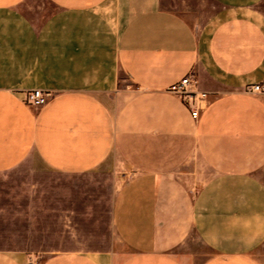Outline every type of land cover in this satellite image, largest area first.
Wrapping results in <instances>:
<instances>
[{"label": "crops", "instance_id": "0c3cea01", "mask_svg": "<svg viewBox=\"0 0 264 264\" xmlns=\"http://www.w3.org/2000/svg\"><path fill=\"white\" fill-rule=\"evenodd\" d=\"M263 81L264 0H0V264H264Z\"/></svg>", "mask_w": 264, "mask_h": 264}, {"label": "built area", "instance_id": "2783aa9c", "mask_svg": "<svg viewBox=\"0 0 264 264\" xmlns=\"http://www.w3.org/2000/svg\"><path fill=\"white\" fill-rule=\"evenodd\" d=\"M168 91L179 97L182 104L189 109L191 117L196 120L200 112L206 107L208 93L199 88L193 72L186 74L179 81L169 86ZM249 93H263L264 81L251 84L246 89ZM51 93L41 89H32L26 92L25 101L34 108H40L50 99ZM30 264H35L31 262Z\"/></svg>", "mask_w": 264, "mask_h": 264}]
</instances>
